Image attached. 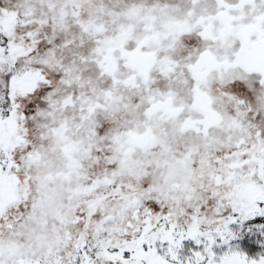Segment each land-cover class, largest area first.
Segmentation results:
<instances>
[{
  "label": "snow or ice",
  "instance_id": "1",
  "mask_svg": "<svg viewBox=\"0 0 264 264\" xmlns=\"http://www.w3.org/2000/svg\"><path fill=\"white\" fill-rule=\"evenodd\" d=\"M0 264H264V0H0Z\"/></svg>",
  "mask_w": 264,
  "mask_h": 264
}]
</instances>
